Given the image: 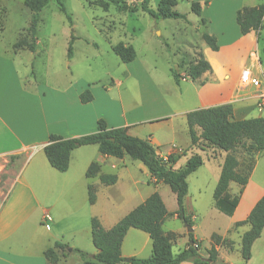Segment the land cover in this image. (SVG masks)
Segmentation results:
<instances>
[{
  "label": "crops",
  "instance_id": "1",
  "mask_svg": "<svg viewBox=\"0 0 264 264\" xmlns=\"http://www.w3.org/2000/svg\"><path fill=\"white\" fill-rule=\"evenodd\" d=\"M183 1L189 7L186 19L192 23L190 4H200V16L192 14L199 18L195 28L199 29L200 23L202 32L213 36L218 46L213 51L203 40L198 45L211 70L196 81L184 77L176 84L171 76L172 83L168 81L164 87L162 82L153 81L145 61L136 55L130 63L121 62L124 76L112 79V86L104 89L91 88L72 75L63 79L32 80L31 86H27L14 60L0 56V182L2 174L7 175L4 183L9 181L5 191L0 188V264H48L44 252L55 242L68 247L66 254L58 252L57 264H68V254L75 249L93 256L97 250L91 241L90 220L95 217L103 229H110L153 192L160 195L167 212L173 214L165 221H181L175 214V194L167 185L155 184L139 161L140 164L132 165L125 157L104 156L96 145H87L70 153L65 172L59 173L49 165L43 147L50 135L69 139L95 133L99 120L108 129L126 128L130 136L149 140L163 158L178 156L175 169L181 168L193 154L202 157L201 167L187 177L184 199V215L190 219L192 231L188 232L183 223L181 227L173 224L166 230L165 221L162 224L163 232L174 236L173 254L187 248L189 234L204 254L211 247V235L217 234L233 242L231 250L216 248L223 264H264V227L251 247L247 262L240 256V241L249 226L233 228L236 222L247 218L264 195V152L255 156L247 183L231 182L223 194V199L233 206L232 212L226 214L213 202L209 209L213 225L203 231L204 215L199 203L206 192L213 194L225 153L193 146L186 122V115L191 111L226 104L232 107L235 120L264 118V107L256 106L260 90L240 84L243 69H249L254 77L264 78L262 31L258 36L254 32L241 35L236 23L238 10L264 5V2L178 0L177 6ZM201 19L205 20L204 25ZM92 46L97 47L95 43ZM123 84L136 88V106H125L120 98L110 99L112 88ZM85 90L90 91L93 99L82 104L79 96ZM199 134L197 129L196 135ZM92 163L97 164L98 173L88 178L86 171ZM7 164H10L9 170H5ZM202 171L208 173L206 185ZM100 175H115L116 182L102 185ZM190 179H193L192 190ZM89 185L95 191L93 204L88 203ZM165 195L172 199L171 205ZM151 248L147 234L130 228L121 245V256L126 260L145 259L150 256ZM79 259L76 264H82Z\"/></svg>",
  "mask_w": 264,
  "mask_h": 264
},
{
  "label": "trees",
  "instance_id": "2",
  "mask_svg": "<svg viewBox=\"0 0 264 264\" xmlns=\"http://www.w3.org/2000/svg\"><path fill=\"white\" fill-rule=\"evenodd\" d=\"M50 0H24V6L32 13L30 26L28 28L33 39L38 23V13L48 5ZM59 10L62 12L70 27L71 19L66 13V9L60 0H56ZM113 2V0H109ZM140 9L149 15L154 21L160 19H180L186 20V15L177 12L174 8L178 0H158L155 9L149 7V0H140ZM114 3V2H113ZM97 5L107 9L108 3L100 0ZM190 11L196 16H200L201 6L192 2ZM204 25L205 20L201 19ZM236 23L241 35L254 32L257 36L264 29V5L257 7H245L237 11ZM75 36L72 31L67 43L66 58L70 60L73 56V42ZM203 42L213 51L218 50L216 39L206 32L201 33ZM166 49L167 45L162 43ZM18 43L14 44L17 47ZM29 51L34 52L32 44ZM264 53V48L262 49ZM113 54L122 63H130L136 58L133 47L129 44L119 42L112 46ZM180 67V66H179ZM211 70L209 63L201 54L193 58L186 68V77L192 81L198 80L204 73ZM171 76L176 84H179L182 76L171 70ZM80 102L86 104L92 101L89 90L83 91L79 96ZM186 122L192 145L197 142L205 143L206 147L217 149L225 153V158L221 165L219 178L213 191L215 205L226 214H230L233 206L223 199V194L229 183L235 182L241 185L247 180L255 165V156L264 152V118H253L246 120H235L233 118L232 107L228 104L216 107L197 109L187 113ZM200 130L199 136L196 130ZM96 145L101 155L122 159L129 158L131 161H139L147 169L155 184L167 185L176 196L177 211L175 214L186 226L191 227V222L184 215V199L187 195V177L195 172L203 164L202 157L193 154L187 159L185 164L175 169L174 165L178 156L170 155L166 158L159 156L149 140H143L130 136L126 128L108 129L103 120L97 122V131L88 135L63 139L56 135H50L48 143L43 147V153L49 165L59 173L68 169L70 153L82 146ZM98 166L90 164L86 171V177L90 178L98 173ZM102 185H113L116 182L115 175H100ZM88 203L95 202L94 188L87 187ZM167 212L165 205L157 192H153L141 204L136 206L123 218H121L110 229H103L97 218L90 220L91 241L97 253L90 256L80 250H71L77 253L82 264H181L191 262L193 264H223L218 259L217 247L231 250L233 242L222 238L217 234L211 235V247L200 253L199 244L189 234L188 245L185 250L178 254H173L172 243L174 236L166 235L162 230V224L166 218L172 216ZM248 225L249 229L241 236L240 256L243 262L251 258V247L260 237L264 227V195L254 205L247 218L236 222L234 229ZM139 230L148 235L151 240V254L145 259L130 258L127 260L121 256V245L123 239L130 229ZM67 246L55 242L52 248L44 252L48 264H57L59 261L58 252L67 253Z\"/></svg>",
  "mask_w": 264,
  "mask_h": 264
},
{
  "label": "rangeland",
  "instance_id": "3",
  "mask_svg": "<svg viewBox=\"0 0 264 264\" xmlns=\"http://www.w3.org/2000/svg\"><path fill=\"white\" fill-rule=\"evenodd\" d=\"M60 1L71 19L72 27L60 12L57 1L50 0L38 13V23L32 39L28 30L32 13L24 6V0H0V56L14 60L16 70L25 79L27 86H31L29 81L32 80L63 79L72 75L77 80L85 81L91 88L100 90L110 87L112 79L119 80L124 76L122 63L112 52V46L119 42H128L136 55L145 61L153 81L162 82L164 87H167L168 81L172 83L171 70L182 76L183 80L187 75V65L200 54L198 45L202 43V26L199 23L200 28H195V21L199 18L195 14L193 16L191 11L194 23L187 19L154 21L141 11L140 0H113L114 3L102 0L108 3L106 10L97 5L100 0ZM157 2L158 0H150L149 7L155 9ZM176 11L187 14L189 7L184 1L179 2ZM71 31L76 39L72 45L73 56L67 61V43ZM16 43L18 45L14 47ZM93 43L97 47H93ZM261 43H264V29ZM31 44L34 52L29 51ZM109 97L111 100L122 99L127 107L138 103L136 88L130 84L114 86ZM193 146L201 148L208 145L199 141ZM125 160L132 165L140 164L127 157ZM9 169L10 164H7L5 170ZM202 173L206 185L209 182L208 173ZM6 178L7 175L2 174L0 188L3 191L9 182L4 183ZM190 186L192 190L193 179H190ZM166 188L169 190L168 186ZM212 195V192H206L199 203L204 215L201 223L203 231L213 225L209 215L214 202ZM165 199L171 205L172 199L166 198V195ZM173 224L182 226L181 221L167 220L163 228H172ZM68 255V264H76L81 258L75 252Z\"/></svg>",
  "mask_w": 264,
  "mask_h": 264
},
{
  "label": "built area",
  "instance_id": "4",
  "mask_svg": "<svg viewBox=\"0 0 264 264\" xmlns=\"http://www.w3.org/2000/svg\"><path fill=\"white\" fill-rule=\"evenodd\" d=\"M240 84L241 85H250L255 88H258V100L256 103L257 108L261 109L264 107V78L260 79L258 77H254L249 69H243L240 74Z\"/></svg>",
  "mask_w": 264,
  "mask_h": 264
},
{
  "label": "water",
  "instance_id": "5",
  "mask_svg": "<svg viewBox=\"0 0 264 264\" xmlns=\"http://www.w3.org/2000/svg\"><path fill=\"white\" fill-rule=\"evenodd\" d=\"M186 226V225H185ZM186 228H187V230H188V232H191L192 230H191V227H189V226H186ZM189 244L191 245L192 244V242L190 241L189 242ZM127 261V260H126Z\"/></svg>",
  "mask_w": 264,
  "mask_h": 264
}]
</instances>
